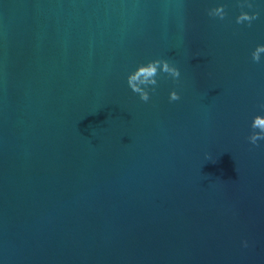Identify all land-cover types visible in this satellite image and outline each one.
<instances>
[{"label":"water","instance_id":"95a60500","mask_svg":"<svg viewBox=\"0 0 264 264\" xmlns=\"http://www.w3.org/2000/svg\"><path fill=\"white\" fill-rule=\"evenodd\" d=\"M257 44L264 0H0V264H264Z\"/></svg>","mask_w":264,"mask_h":264},{"label":"clouds","instance_id":"9594fccd","mask_svg":"<svg viewBox=\"0 0 264 264\" xmlns=\"http://www.w3.org/2000/svg\"><path fill=\"white\" fill-rule=\"evenodd\" d=\"M226 5L217 3L214 7L207 10V15L210 17H217L224 19ZM251 7V4L248 5ZM257 18V13L249 14L246 11H241L236 16L235 21L237 24L242 22H250ZM262 54H264V44H257L251 52V60L254 63H261ZM160 73L167 74L173 82H177L181 73L180 70L173 64L169 63L166 59H154L145 64L138 65L134 71L130 72L127 76V84L132 92L139 95V99L143 102H148L150 99L149 92L155 91L157 84V75ZM149 86H153L149 88ZM169 102L178 101L180 99L179 93L173 89L168 93ZM264 110V105L261 106ZM251 132L247 136V141L253 146H257L258 142L264 140V114L254 115L250 123ZM247 247V242H243Z\"/></svg>","mask_w":264,"mask_h":264}]
</instances>
